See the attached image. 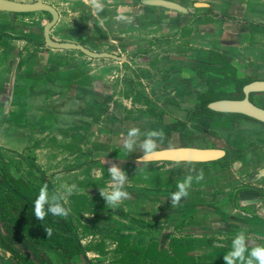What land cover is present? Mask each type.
Segmentation results:
<instances>
[{"label": "crops", "instance_id": "crops-1", "mask_svg": "<svg viewBox=\"0 0 264 264\" xmlns=\"http://www.w3.org/2000/svg\"><path fill=\"white\" fill-rule=\"evenodd\" d=\"M142 1L98 0L99 9L91 0L49 3L58 13L53 41L111 58L46 47L48 13L0 12V132H7L0 147L54 186L53 202L78 230L104 226L82 241L91 264L111 257L114 264H210L218 257L207 254L233 246L241 233L246 245L264 244V126L241 122L239 130L259 139L208 165L132 161L148 134L161 129L156 116L168 124L167 105L196 76L192 60L214 52L264 69L262 34L252 28L264 19L253 20V0H197L202 4L186 7L187 15ZM132 128L138 136H128ZM112 165L127 177L122 190L129 194L115 207L99 197L112 189ZM187 176L188 196L172 205Z\"/></svg>", "mask_w": 264, "mask_h": 264}, {"label": "flooded vegetation", "instance_id": "flooded-vegetation-1", "mask_svg": "<svg viewBox=\"0 0 264 264\" xmlns=\"http://www.w3.org/2000/svg\"><path fill=\"white\" fill-rule=\"evenodd\" d=\"M252 25V24H251ZM258 25V24H257ZM253 28V26H252ZM255 29V28H253ZM258 30V29H256ZM259 30H264V26H260ZM210 54H215L213 53H207L206 55L203 54V57H198L195 58V60H192L191 62V69L194 70L196 76L195 78H192L190 81V83H187L184 87L183 91H179V93L176 94V98H174L173 100H170V102L173 104L172 105H167L169 107V116L170 119L167 122H165V116L164 114H160L156 117H158V119L160 120V126L161 129H159L158 131H155L157 133H162V135H158L156 137H152V139L155 142H160V146H156L155 149H160V148H165V147H194V148H198V149H206V148H214V149H221L222 151H224V156L209 162V163H213L216 161H219L221 159H223L224 157L228 156V149L225 146H220L217 145L215 142H222L220 141L218 138L216 137H212V135L214 136L213 133H211L210 131L215 128L213 131L220 133L221 135L225 134L227 132V134L232 133L231 131H234V128H238L240 125L242 124L241 122H243L244 124H257L260 126H264L262 124H259L257 122L248 120V119H244L241 117H237V116H231L234 117L235 119L233 121H230L229 118H226L224 120H212L211 118H209L208 116L203 115V106L206 102L209 101H213V100H218V99H241L242 98V93L240 91V89L242 88V86L249 84L252 81L255 80H264V69H258L254 63L251 64H247L246 62L242 63L245 66V69H240V65H238V62H236L234 59H231L229 57H226L228 59L229 63H224L222 62V60L218 59V60H213L212 56H210ZM219 55V54H216ZM222 56V55H221ZM212 61H214L212 63ZM212 63V64H211ZM216 63L219 64V67H211L213 65H215ZM203 64L204 66H207L208 68H204L203 69ZM217 64V65H218ZM209 65V66H208ZM211 65V66H210ZM242 66V65H241ZM220 68L219 71H215L218 70ZM231 68V70H230ZM206 70L205 75L203 76V71ZM242 70V71H241ZM250 70L253 72V76L250 75V73H248L247 71ZM238 72H242V76H239ZM247 72V73H246ZM256 75V76H255ZM238 80H243L246 81L245 83H238ZM226 82H229L230 85V90L229 91H224L223 88L225 89L224 85ZM226 90V89H225ZM207 94V96L211 97L210 100L206 101L204 104L202 102L201 99H203V95ZM254 95H264V93H260V94H251L249 96V99L251 100V102H253L252 97ZM191 96L193 98V102L190 105V101L189 99H191ZM188 100V107H185L184 104L187 102ZM254 103V102H253ZM255 105H257L256 103H254ZM259 106V105H257ZM260 107V106H259ZM263 108V107H261ZM264 109V108H263ZM222 116V115H220ZM223 121V122H221ZM217 122V123H214ZM226 124V125H224ZM236 126V127H235ZM239 130V128H238ZM209 134H207V133ZM209 135H211V138L208 137ZM193 136H200L201 141H195V142H203L202 145H197L194 143H189V142H194ZM148 139V138H147ZM234 142V141H233ZM166 144V145H165ZM173 144V145H172ZM6 161L4 159H0V168H2V165H5V167L7 168V170L9 171L7 177L2 173V171L0 170V202L3 201L2 203V207L6 206L7 204L4 202L5 199L2 198L4 197L7 193L10 194L8 192V189H14V190H18V191H22L23 188V184L21 185L20 182H23L24 184H26L27 186H29L33 191L34 194L37 196H39V190L37 189V187L32 186L29 182V179H27L26 177H14L12 175V169L9 167H7ZM161 163H165V162H161ZM209 163L203 164V163H197L196 165H208ZM157 164V163H155ZM168 164H172V163H168ZM180 164H192V163H180ZM20 181V182H18ZM5 184V185H4ZM46 185V184H45ZM48 188V187H47ZM11 195V194H10ZM20 201V200H19ZM21 203V204H20ZM20 203L15 202L14 200L11 201V204L9 205H18V207L20 206L23 209V205L24 203H22L20 201ZM32 206L34 207V202H32ZM25 207V206H24ZM44 207L49 208V206L47 204H44ZM66 211V210H65ZM67 212V211H66ZM68 214V212H67ZM58 218H62L66 221H69L72 225V227L75 229V234L74 236L77 238L75 241H77L78 246L80 248V253H78L75 257H73L71 260V262L73 264H91L87 255H86V248L83 246V239L81 237L78 238V229L73 226L72 221H71V216L70 214H68V217L61 215ZM0 219L1 222H3V219L0 215ZM5 220V219H4ZM30 220V219H29ZM52 224V223H51ZM1 227V226H0ZM15 237H18V240L23 242L19 236L15 235ZM46 235L42 236L41 238L44 239L46 241V243L44 242V245H47V248H49L48 246V241H47V237ZM17 239V238H16ZM86 239V238H85ZM14 239L12 238V235H10V231L7 228H0V249H2L3 251L5 250L6 252H8L11 256H13L15 258L16 255H14V248L12 245H15V241H13ZM26 245V243H25ZM24 245V254L28 255L29 258H35L36 256H38L39 258H41L42 254L37 255L35 248H33L34 250H32V248L30 249V253L27 252L28 246ZM12 247V248H11ZM23 246H21V248L19 250H22ZM50 250H56V249H51ZM4 251V252H5ZM59 251L63 257H65V254L61 251V250H56ZM2 254V253H1ZM81 256H83V259L85 260L84 262L81 261ZM25 259L27 257H24ZM66 258V257H65ZM28 262L26 263L24 260V262L26 264H37L36 262H33L32 260L28 259ZM69 260V259H68ZM7 262V261H4ZM38 264H47V262L45 260H41L38 261Z\"/></svg>", "mask_w": 264, "mask_h": 264}, {"label": "rangeland", "instance_id": "rangeland-1", "mask_svg": "<svg viewBox=\"0 0 264 264\" xmlns=\"http://www.w3.org/2000/svg\"><path fill=\"white\" fill-rule=\"evenodd\" d=\"M23 1L32 2L31 0H23ZM45 2L47 4L54 3V0H45ZM200 2L201 1H197V0H181L180 3L186 8V7H193L194 3L197 6L198 5L200 6L202 4ZM241 2H243V1H241ZM212 4H213L215 11L226 12V11H223V9H221V5H217L216 3H212ZM251 4H253V6L255 7V12L252 13V16H255V17H253V20H256L257 22H262V20L264 19V0H253ZM202 14H203V12H202ZM185 15H187V14H185ZM237 15L239 17H242V12L240 14H237ZM261 15L263 17H260ZM256 31L263 35V36L261 35V37H260L261 39L258 41L264 42V30L258 29ZM235 61L238 62V65H240V69H243V70L245 69V66L242 63H244L246 61V59H243V58L235 59ZM230 70H231V68H230ZM247 72L250 73L251 76L254 75L253 72L250 70H248ZM238 74H239V76L243 75L242 72H238ZM227 84H229V82H226L224 85H227ZM230 88H231L230 85H227V86H225L226 90L224 88H223V90L229 91ZM252 100L254 103H256L260 107L264 108V95H254L252 97ZM168 105H172V104H168ZM214 123H217V122H214ZM224 125H226V124H224ZM238 128H241V127L239 126ZM238 128H234V131H231L232 133H230V134L229 133L227 134V132H226L225 134L221 135L220 133L213 131L215 128H213L210 132L214 134V136L212 135V137H216L220 141H222V142H215V143L218 145H220L222 143L223 145H226L225 147L227 149H230V147L231 148L238 147L243 142L247 143L249 141H254V140L259 139L258 136L251 134L248 131V128L242 127L243 129H240V130H238ZM205 133H207V132H205ZM207 134H209V133H207ZM0 135H3L4 137H6L7 132H0ZM208 137L211 138V135H209ZM200 138H201L200 136H196V137L193 136L194 142H189V143L202 145L203 142H195V141H201L202 138L201 139ZM1 158L6 161V163H4V164H7V167H9V169L10 168L14 169V171L16 173L23 174V176H26L29 179L30 184L32 186L37 187V189L39 190V193L41 191V188H44L45 186H47L48 188L46 187V191H47V195H48V202L45 204H47L48 206H50V205L55 206V202H53L55 199L53 197L51 198V196H50V190L53 189L54 186L51 184L45 185V183H43L40 180L39 175L37 174L38 172L36 173L37 169L35 167H33L31 163L24 162L21 158V159L17 160L20 162V164H19L18 162L15 161L16 159L14 160V157L12 155L7 154V152L5 151V148H3V147H0V159ZM11 161H13V162H11ZM0 170L6 176V178H8L7 177L8 175H6V174H8L9 171L7 170L5 165H2V168H0ZM79 187H81L80 189L87 190L88 189V183L79 185ZM77 189L78 188L75 186L73 190L76 191ZM77 191H81V190H77ZM70 192H72V189ZM99 197L101 198L100 201L102 203H104L105 199L101 195ZM97 201H99V200L97 199ZM5 211H7V212L3 213L5 216L4 219L5 220L10 219V220L9 221L3 220V222H1V219H0V226H1L0 228L4 227L10 231V235H12V238L14 239L13 241H15L14 242L15 245H12V246L14 248V255H16V256L14 258L5 250H4L5 251L4 252L2 249H0L2 255L5 256V257H2L0 255V264H26L28 262L27 258L32 260L33 262H36L37 264H38V261H40V259L45 260L47 262V264H73L71 262V260H68L67 258L63 257L59 251L50 250L49 248H47V245H44V242L46 243V241L44 239L40 238V240H37L35 238V237H37V235H39L40 237L43 236V235L38 234L39 233L38 231L41 230L42 228H39V230H37V228L33 227L31 221L28 218L29 213L27 212V210H25V209L22 210V208L20 206L18 207L17 204L16 205L15 204L14 205L7 204L5 206ZM56 216L60 217L61 215H56ZM72 218H74V221H76V219L74 217V213L72 215ZM52 223H53V221H52ZM29 228H32V231H33V234L32 235L30 234V236L28 234ZM103 228H104V226L92 227V229L89 230V228H87V227H81V228H79L80 230L78 231L79 232L78 238L81 237L82 239H85L87 233H94L97 231H101V230H103ZM15 235L22 237L24 241L23 242L19 241L18 237L14 238ZM25 243H26V245H25ZM24 245L28 246L27 252H29V253H30L31 248H32V250H34L33 248H35L37 255L42 254L41 258H39L38 256H36L35 258L34 257L29 258L28 255H25L24 254V248H25ZM21 246H23V248H22V250H19L21 248ZM107 246L110 247L111 245L107 244ZM223 246H224V249L228 250V252L226 254H224L223 257L225 255L235 251L234 245L232 246V245L224 244ZM256 246H264V244H260V243L255 244V245L244 244L245 251L243 253V256L245 259L241 260L239 257H233L234 264H246L247 258L250 257V253H251L252 249ZM249 247H252L251 250L246 251V249ZM98 249L104 250V244L103 245L101 244ZM110 252H112V251H110ZM102 253H105V251H103ZM24 257H27V258L25 259ZM4 261H7V262H4ZM102 261H107L108 264H114L116 260L114 259V257H111L108 259H102ZM208 261H209V263L213 262L211 260H208ZM218 261H223L224 264H227V261L224 258H220V260H218ZM255 262L256 261H254V264H258V262H256V263ZM175 264H179V263H175Z\"/></svg>", "mask_w": 264, "mask_h": 264}, {"label": "water", "instance_id": "water-1", "mask_svg": "<svg viewBox=\"0 0 264 264\" xmlns=\"http://www.w3.org/2000/svg\"><path fill=\"white\" fill-rule=\"evenodd\" d=\"M0 0V12L14 14H28L45 12L50 15V20L43 27V41L46 47L59 50H77L90 58H111L113 56L105 53L92 52L83 46L70 42H55L50 38L49 31L58 19L57 11L45 0ZM146 6L160 7L176 12L181 15L188 14V10L177 1L169 0H143ZM241 99H218L206 102L203 108L212 114L222 116H237L264 125V109L255 105L249 99L251 94L264 93V80H255L242 86ZM156 155L149 160H142L144 150L132 161L135 164H155V163H209L224 156L221 149L206 148L198 149L194 147H165L154 149ZM5 185V184H4Z\"/></svg>", "mask_w": 264, "mask_h": 264}, {"label": "clouds", "instance_id": "clouds-1", "mask_svg": "<svg viewBox=\"0 0 264 264\" xmlns=\"http://www.w3.org/2000/svg\"><path fill=\"white\" fill-rule=\"evenodd\" d=\"M91 3L95 6L96 9H99L101 6L98 3V0H91ZM139 130L137 128H132L128 132V136H138ZM158 135H162V133H157L155 131L150 132L148 134V139H146L141 147L144 150V155L142 160H149L153 156L156 155L154 149L156 148L155 141L152 137H156ZM133 141L126 140L124 142V146L131 150ZM109 175L112 178V189L109 192H100L101 196L105 199L106 203L115 207L122 199L128 198V193L123 191L124 181L127 179L124 172L121 171L116 165H112L108 168ZM203 174L201 173L196 177V180H202ZM193 177L187 176L182 182H178L177 191L171 194L172 205H176L180 202L182 197L188 196V189L191 186ZM48 202V195L46 191V186L41 188L40 194L38 198L34 202V212L37 220H43L45 215L47 214L44 209V204ZM47 212L52 213L53 215H66L67 212L60 205L56 204L55 206L50 205ZM48 234H51V229L48 230ZM235 251L224 256V259L227 261V264H234L233 257H239L241 260H244L243 253L245 251L244 247V238L243 233L236 236L233 241ZM254 261L258 262V264H264V246H256L252 249L250 253V257L247 258L246 264H254Z\"/></svg>", "mask_w": 264, "mask_h": 264}, {"label": "trees", "instance_id": "trees-1", "mask_svg": "<svg viewBox=\"0 0 264 264\" xmlns=\"http://www.w3.org/2000/svg\"><path fill=\"white\" fill-rule=\"evenodd\" d=\"M252 26L255 29H260L259 25H252ZM210 56H212L213 60L220 59L224 63H229L228 59L226 57L221 56V55L210 54ZM213 62L214 61H212V63ZM217 64L218 63H216L213 66H211V65L210 66L211 67H214V66L219 67V64L218 65ZM204 68H208V67L204 66V64H203V69ZM219 70H220V68L218 70H215V71H219ZM205 72H206V70L203 71V73H204L203 76L205 75ZM246 81L238 80V83L241 84L242 82L245 83ZM210 99H211V97L207 96V94L205 93L203 95V99H201V100L204 104L206 101H208ZM202 110L204 113L203 115L208 116L212 120H219L220 121V120H224L226 118H229L230 121H233L235 119L234 117H231V116H220V115L209 113L205 109H202ZM221 122H223V121H221ZM18 182H20V181H18ZM20 183H21V185L23 184V188H22L23 192L18 191V190H14V189H8V192L11 195L7 193L4 197H2L5 199L4 202L6 204H11L12 200H14L15 202H18V203H20V201L22 203L26 202V203L22 204L23 208H25V210H27V212L29 213L28 218L30 219L33 227L37 228V230H39V228H42L41 230L38 231L39 232L38 234L43 235V236L46 235L49 248L61 250L65 254V257L69 260L72 259L73 257H75L78 253H80V248L78 246L77 241H75L77 238L74 236L75 229L72 227L71 223L69 221L62 219V218L61 219L58 218L56 215H53L50 212H47V210H48L47 207H44V209L47 213L45 215L44 219L43 220H37L35 217V212H34V207L32 206V204H33L32 202H35V200L38 198V196L36 197V195L34 194V191L29 186H27L23 182H20ZM0 195H1V192H0ZM2 202L3 201L0 202V215H1L2 219L4 220L5 216L3 213L7 212V211H5L4 206L3 207L1 206L3 204ZM64 216L68 217V214H66ZM9 220H4V221H9ZM52 221H53V223H52ZM49 229H51L50 235L48 234ZM28 234H29V236H30V234L31 235L33 234L32 228H29ZM41 237L39 235H37V237H35V238L37 240H40ZM20 239L23 241L22 237H20ZM251 248L252 247L247 248L246 251L251 250ZM227 252H228L227 249H223V250H219L215 253L214 252L208 253L207 254L208 257H218V258L211 259V261H213V262H211L210 264H224L223 261H218V260H220V258H224L223 255L226 254ZM80 258H81L82 262L85 261L83 259V256H81ZM166 264H169V263H166Z\"/></svg>", "mask_w": 264, "mask_h": 264}]
</instances>
